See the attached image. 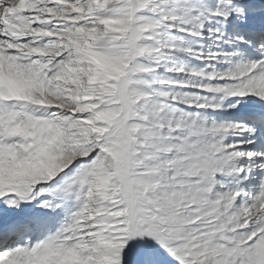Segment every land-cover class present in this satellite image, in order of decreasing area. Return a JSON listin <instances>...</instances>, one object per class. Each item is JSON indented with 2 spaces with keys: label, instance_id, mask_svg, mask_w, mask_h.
<instances>
[{
  "label": "snow or ice",
  "instance_id": "6c2138e0",
  "mask_svg": "<svg viewBox=\"0 0 264 264\" xmlns=\"http://www.w3.org/2000/svg\"><path fill=\"white\" fill-rule=\"evenodd\" d=\"M0 264H264V0H0Z\"/></svg>",
  "mask_w": 264,
  "mask_h": 264
}]
</instances>
